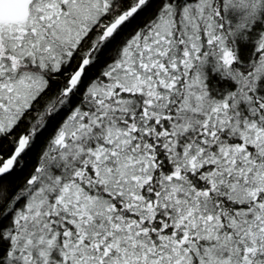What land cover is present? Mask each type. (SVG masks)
<instances>
[{"label":"trees","instance_id":"16d2710c","mask_svg":"<svg viewBox=\"0 0 264 264\" xmlns=\"http://www.w3.org/2000/svg\"><path fill=\"white\" fill-rule=\"evenodd\" d=\"M194 1L104 0L105 10L69 47L58 70L45 68L41 90L11 120L0 114V167L15 156L11 169L0 176V264L7 263L39 169L50 163V172L58 175L54 141L76 112L93 113L104 138L133 128L120 151L127 156L123 160L143 168L142 177L131 192L116 185L120 180L100 174L105 164L116 163L113 153L119 151L109 152L104 164L97 162L99 174L88 175L87 184L82 181L79 187L107 207L85 210L57 201V214L47 219L57 225V247L42 264H264V78L240 95L241 81L232 74L246 76L258 63L261 16L236 31L221 2V30L211 23L234 61L229 73H222L211 58L201 61L204 93L214 105L229 107V121L211 107L202 114L182 113L180 102L163 108L158 123L144 122V95L121 94L115 109L103 113L91 103V85L107 83L122 52L134 39L153 34L160 23L169 22L172 29L166 55L183 38L186 45L196 40L206 48L204 25L191 19L187 8ZM197 26L198 32L193 30ZM175 97L168 93L165 98L173 102ZM101 136L91 138V148L111 143ZM106 172L111 175L113 168Z\"/></svg>","mask_w":264,"mask_h":264},{"label":"rangeland","instance_id":"374dc122","mask_svg":"<svg viewBox=\"0 0 264 264\" xmlns=\"http://www.w3.org/2000/svg\"><path fill=\"white\" fill-rule=\"evenodd\" d=\"M221 2H224V10L233 17L236 31L257 21L260 16L264 26V0H195L187 8L192 13L191 19L204 25L206 48L202 49L196 40L186 45L183 38L180 46L166 55V49L171 45L169 36L172 29L169 22L158 24L153 34L134 39L122 52L123 55L107 74V83L91 85V103L98 112L108 111L110 106L115 109L121 94L144 95V122L151 119L158 123L164 118L163 108L171 103L177 106L180 102L179 107L184 109L182 113L202 114L211 107L215 111L222 110L229 121V107L214 105L204 93V65L201 63L211 58L222 73H229L234 61L233 53L225 45L222 34L211 27L215 21L216 30L222 28ZM104 10V0H33L28 5V16L24 21L0 22V114L6 121L17 115L27 105L29 98L34 97L44 86L42 75L45 68L58 70L69 47L76 45ZM110 28L103 29L105 36ZM199 28L197 26L193 30L198 32ZM232 74L237 81H241L238 88L240 95L245 93L246 87L250 86L252 90L257 80L264 78V34L259 45V60L254 69L246 76ZM75 76L73 82L77 80ZM168 93L170 96L176 94L173 102L165 98ZM101 128L98 118L93 113L90 116L85 112L72 114L63 124L53 145L57 162L54 165L60 166V173L57 172V176L51 173L50 163H47L31 182V191L21 213L22 223L12 238L6 264L48 262L45 256L57 247V233H54L57 225L54 221L49 225L47 219L57 214V201L61 205L75 203L85 210L94 209L93 205L107 207L103 201L89 197L79 184L82 181L87 184L88 175L99 174L95 166L97 162L104 164L109 152L117 150L120 153H113L116 163L105 164L104 173H100L102 177L105 180H111L110 177L120 180L116 185L124 184L131 192L139 184L143 168H136L131 160H123L126 154L120 151H124L123 145L128 144L133 128H124L126 134L122 131L113 132L110 138H104ZM98 135L102 141L106 140V144L111 143L103 149H95L96 146L91 148V138ZM88 163L93 165L90 170H87ZM109 167L113 168L111 175L106 172ZM76 168H79L78 172ZM59 175L68 176L70 181L62 182ZM183 240L186 241V238Z\"/></svg>","mask_w":264,"mask_h":264},{"label":"water","instance_id":"95a60500","mask_svg":"<svg viewBox=\"0 0 264 264\" xmlns=\"http://www.w3.org/2000/svg\"><path fill=\"white\" fill-rule=\"evenodd\" d=\"M33 0H0V22L18 23L28 16V5ZM15 156L0 167V176L6 174L12 167Z\"/></svg>","mask_w":264,"mask_h":264},{"label":"flooded vegetation","instance_id":"af4514ba","mask_svg":"<svg viewBox=\"0 0 264 264\" xmlns=\"http://www.w3.org/2000/svg\"><path fill=\"white\" fill-rule=\"evenodd\" d=\"M80 73H81V69H78V71L76 72V76H75L76 79H78ZM73 79H74V77H73ZM72 82H73V80H72ZM74 83H75V81L73 82V84Z\"/></svg>","mask_w":264,"mask_h":264}]
</instances>
